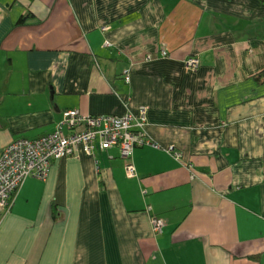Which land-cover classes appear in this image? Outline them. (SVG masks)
I'll list each match as a JSON object with an SVG mask.
<instances>
[{"label": "crops", "instance_id": "1", "mask_svg": "<svg viewBox=\"0 0 264 264\" xmlns=\"http://www.w3.org/2000/svg\"><path fill=\"white\" fill-rule=\"evenodd\" d=\"M263 68L260 0H0V151L66 108L140 105L158 145L132 176L112 146L27 177L0 264H264Z\"/></svg>", "mask_w": 264, "mask_h": 264}, {"label": "built area", "instance_id": "2", "mask_svg": "<svg viewBox=\"0 0 264 264\" xmlns=\"http://www.w3.org/2000/svg\"><path fill=\"white\" fill-rule=\"evenodd\" d=\"M108 45V42L105 43ZM163 54L166 52L163 50ZM188 62L197 64L196 57ZM130 81V76H125ZM146 107L123 114H85L79 108L63 110L62 119L56 129L35 138L17 137L7 143L0 151V216L9 209L12 193L29 176L45 179L52 163L58 159L79 152L94 153L96 148L117 146L121 157L125 158L127 174H135L130 158L135 145L148 144L158 146L147 137ZM175 159H181V152L175 145L164 147ZM155 231H161L162 218L152 219Z\"/></svg>", "mask_w": 264, "mask_h": 264}, {"label": "trees", "instance_id": "3", "mask_svg": "<svg viewBox=\"0 0 264 264\" xmlns=\"http://www.w3.org/2000/svg\"><path fill=\"white\" fill-rule=\"evenodd\" d=\"M261 2H263L264 3V0H260ZM26 18V16H25V14H22L20 17H19V21H24V19ZM254 78H255V80H256V82L257 83H261V84H264V68L260 71V72H258V73H256L255 75H254ZM66 109H68V108H66ZM62 115H63V112H62ZM62 119V118H61ZM60 122V121H59ZM55 129H56V127H55ZM54 129V130H55ZM54 130H52V131H54ZM51 131V132H52ZM49 133V132H48ZM45 134H47V133H45ZM43 135V134H42ZM40 136V135H39ZM38 137V136H37ZM31 138H35V137H31ZM135 146H137V145H135ZM134 146V147H135ZM112 147V146H111ZM110 148V147H109ZM105 149H107V148H105ZM119 149V148H118ZM134 150V149H133ZM172 156V155H171ZM173 157V156H172ZM174 158V157H173ZM177 160V159H176ZM179 161L180 162H182L181 161V159H179ZM53 164V163H52ZM20 187V186H19ZM18 189V188H17ZM17 189L15 190V191H13V193H12V198L14 199V196H15V193H16V191H17ZM13 199H12V201H13ZM7 211V210H6ZM4 214V213H3ZM3 214H1V216H0V220H1V217L3 216Z\"/></svg>", "mask_w": 264, "mask_h": 264}, {"label": "rangeland", "instance_id": "4", "mask_svg": "<svg viewBox=\"0 0 264 264\" xmlns=\"http://www.w3.org/2000/svg\"><path fill=\"white\" fill-rule=\"evenodd\" d=\"M9 143V142H8ZM3 149V148H2ZM2 151V150H1ZM31 178H34V179H36V180H40V179H38V178H36V177H33V176H31Z\"/></svg>", "mask_w": 264, "mask_h": 264}]
</instances>
